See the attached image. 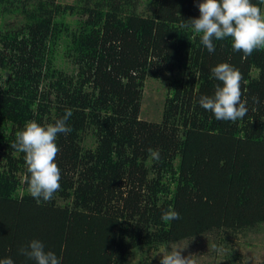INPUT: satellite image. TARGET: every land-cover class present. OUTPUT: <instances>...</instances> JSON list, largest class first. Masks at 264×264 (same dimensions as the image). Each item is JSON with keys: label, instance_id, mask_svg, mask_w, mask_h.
<instances>
[{"label": "trees", "instance_id": "obj_1", "mask_svg": "<svg viewBox=\"0 0 264 264\" xmlns=\"http://www.w3.org/2000/svg\"><path fill=\"white\" fill-rule=\"evenodd\" d=\"M199 2L0 0V259L35 264L19 249L39 239L62 264H128L135 254L150 264L163 246L264 224V49L243 58L229 38L209 53L183 26ZM222 62L243 76L248 114L237 122L198 103L221 83L210 70ZM162 76L161 121L140 119L145 80ZM66 109L61 188L38 201L10 145L26 122L47 126ZM169 209L180 219L163 221Z\"/></svg>", "mask_w": 264, "mask_h": 264}, {"label": "clouds", "instance_id": "obj_2", "mask_svg": "<svg viewBox=\"0 0 264 264\" xmlns=\"http://www.w3.org/2000/svg\"><path fill=\"white\" fill-rule=\"evenodd\" d=\"M264 4V0H260ZM199 17L190 18L184 27L200 34V43L209 53L215 51L214 41L231 39L233 51L242 52L243 58L252 55L254 50L264 49V16L261 8L251 0H200ZM211 76L221 82L216 85L214 94L201 95L199 106L211 112L218 121L237 122L248 114L247 102L242 99V74L226 62L211 68ZM253 103H260L253 97ZM71 109H66L62 117L54 123L43 126L35 120L25 123L22 130L15 134V141L10 145L17 152L24 154L26 178L29 194L36 200L50 201L61 188V170L56 161L59 152L56 139L58 135L67 136L72 129L67 121L71 118ZM154 161H160L157 149L147 150ZM165 222L180 219L175 210H165L161 214ZM215 248V245L213 246ZM181 249H172L168 254L158 252L160 264H195L191 256H182ZM19 254L35 264H62L53 251L46 250L39 239L30 240L19 249ZM156 254V255H157ZM0 264H14L10 257L0 259Z\"/></svg>", "mask_w": 264, "mask_h": 264}, {"label": "rangeland", "instance_id": "obj_3", "mask_svg": "<svg viewBox=\"0 0 264 264\" xmlns=\"http://www.w3.org/2000/svg\"><path fill=\"white\" fill-rule=\"evenodd\" d=\"M74 1L58 0L61 3H72ZM261 13L264 16V4ZM59 63L70 69L71 65L67 61L65 63L60 60ZM166 94L165 76L159 79L147 78L140 101L139 118L149 122H160ZM172 249H181V255L191 256L195 264H222L231 254L239 256L236 259L238 264H264V224L223 238L220 234L211 233L199 238L169 244L150 253L147 261L150 264H160L161 254L157 253L164 252L168 254V251ZM128 264H141L140 256L135 254Z\"/></svg>", "mask_w": 264, "mask_h": 264}]
</instances>
